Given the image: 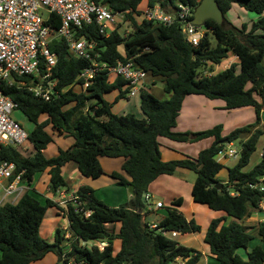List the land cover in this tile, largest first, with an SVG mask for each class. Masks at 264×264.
I'll return each instance as SVG.
<instances>
[{"label": "trees", "instance_id": "16d2710c", "mask_svg": "<svg viewBox=\"0 0 264 264\" xmlns=\"http://www.w3.org/2000/svg\"><path fill=\"white\" fill-rule=\"evenodd\" d=\"M109 7L114 12L126 13V21L133 25L132 33L124 36L116 28L109 37L100 34L94 23L84 26L77 36H82L97 44L96 52L100 62L115 66L120 61L132 60L136 66L147 72L154 80L162 81L167 99H160L144 89L140 94L141 111L144 118L133 114L115 115L113 104L105 96L120 91L116 102L125 98L129 89L118 78L109 83L106 73H101L84 93L74 92V87L82 84L80 73L89 63L70 56L68 45L63 40H54L49 45L51 53L58 61L52 70L50 80L57 82L59 97L49 102L34 96L28 90L17 85L2 84L4 95L12 99L22 114L35 125L29 133L34 154L24 157L19 150L3 147L0 159L14 163L17 173L23 171L22 183L30 184L37 174L48 171L50 187L53 192L67 187L63 178V168L73 162L85 178L98 179L105 173L100 158H124L122 171L131 179L127 181L121 174L111 176L123 187H134L133 198L119 208H109L93 196V190L83 187L78 193L88 200L86 209L92 215L85 219L68 207L67 218L71 231L81 240L72 243L71 251L64 254V237L56 232L55 242L48 243L40 236V227L48 207L59 208L52 201L43 204L30 192L24 193L15 203L0 205V264H31L43 259L47 254L57 255L62 264L74 260L75 264H176L177 260H187L183 264H199L202 255L199 251L180 245L176 240L164 237L156 230H150L145 219L151 214L143 195L149 185L161 175L174 176L179 169L196 174L192 196L195 203L208 206L216 212H224L226 217L211 222L205 243L210 246L211 254L218 264H264V222L260 223L257 236L263 246L248 251L255 235L248 227L239 222L245 219L264 202V187L257 185L264 176V152L260 162L250 171H245L263 131L258 128L264 104V18L254 22L248 30L234 27L226 15L233 4L246 11L261 16L264 13V0H216L223 14V23L218 25L208 21V33L200 46L189 45L180 25L170 27L143 20L140 23L134 14L140 15L143 4L148 7L159 5L162 10L172 13L177 0H93ZM194 9L197 0H183ZM58 29L61 20L51 15L47 22ZM217 41L213 47L209 35ZM120 48H123L121 51ZM230 54L238 57V65L231 66L217 74L202 75V69L208 65H219ZM45 74L43 65L41 75ZM17 81L31 83V77ZM187 96H202L209 100H222L225 110L231 111L252 107L256 113V123L236 129L222 137V126L199 132H175L183 102ZM46 119L41 121L42 117ZM48 128L59 135L67 134L75 143L67 150L51 159L44 151L53 142ZM248 138L243 144L238 163L228 169V181L218 190L221 183L218 175L224 166L216 159L226 144L233 143L241 136ZM174 142H198L214 138L213 144L201 151L195 159L186 157L180 160L164 162L160 151L159 139ZM254 186V188H251ZM232 193L236 195L232 196ZM180 207L182 199L174 201ZM227 218L232 221L223 223ZM120 224L119 233L109 232L106 225ZM165 231L179 234L199 233L201 227L195 221L187 219L176 209H169L168 215L159 223ZM108 234V238L105 237ZM121 241V248L114 254L113 240ZM106 242L107 247L100 251L89 248L83 243ZM248 251L244 259L238 251ZM66 257L63 260V257Z\"/></svg>", "mask_w": 264, "mask_h": 264}, {"label": "built area", "instance_id": "2783aa9c", "mask_svg": "<svg viewBox=\"0 0 264 264\" xmlns=\"http://www.w3.org/2000/svg\"><path fill=\"white\" fill-rule=\"evenodd\" d=\"M40 11H44L46 16L42 17ZM194 12L195 9L189 3L177 0L176 8L172 13H167L156 5L148 7L139 17L134 14V17L138 20L142 16L143 20L166 27L178 24L186 42L197 48L209 30L206 27L192 26ZM127 13L129 12H114L106 5L98 4L93 0H0V151L3 147L25 150L29 142V133L13 117L14 112L19 110L18 105L4 95L2 90L4 82L28 90L35 97L46 102L51 101L53 97H59L56 91L57 82L50 80L52 70L58 61L57 55L51 53L49 49V45L54 40L65 41L71 57L89 63L88 68L79 75L85 92L101 73H106L109 83L118 78L125 81V88L129 89L127 95L129 98L137 97L144 89H147L149 77L147 72L138 68L132 60L120 61L115 66H109L99 61L100 54L95 51L97 48L95 42L77 36L84 26L95 23L100 34L109 37L116 29L119 19L123 20ZM51 15L61 20V26L58 29L47 24ZM42 65L45 69L44 75H41ZM15 76L31 77L32 82L29 84L17 81ZM219 156L225 159H239L241 151L224 152L223 150ZM16 171L17 167L14 163L0 159V205L15 203L24 194L23 171L19 173ZM56 194L61 195L56 204L58 207L65 208L66 216L70 206L75 213L82 215L85 219L92 215V211L86 209L88 200L78 192L61 193L59 189ZM231 195L234 196L236 193ZM149 200L150 197L146 195L145 201L148 203ZM163 208L162 203H157L155 206L156 210ZM259 211L264 212V202L260 204ZM145 222L150 230H156L164 237L170 238L169 235H172L174 238L171 239H175L179 234L163 230L159 227L160 222H147V217ZM62 232L64 239L70 242L71 248L72 243L81 241L71 231L70 226ZM82 245L87 243L82 242ZM93 246L103 251L108 244L104 241H95ZM65 259L64 256L63 260ZM64 264L75 263L71 259Z\"/></svg>", "mask_w": 264, "mask_h": 264}, {"label": "crops", "instance_id": "0c3cea01", "mask_svg": "<svg viewBox=\"0 0 264 264\" xmlns=\"http://www.w3.org/2000/svg\"><path fill=\"white\" fill-rule=\"evenodd\" d=\"M236 5L237 4H233L231 10ZM241 9L246 11L244 8H241ZM229 12L227 14H229ZM246 16L248 17V19H251L250 23H243L241 26H239L240 25L239 23L238 24L235 23L236 26H234L227 18V15H226V19L234 27L238 29H242V27L246 25L248 27V30H250L254 22H256L260 18H264V13L261 16L256 14L255 17H251V15L245 14V17ZM138 22L140 23L141 21H138ZM230 55H232V58L230 62L226 65V69L229 68L231 64H237L238 73H240L241 69L239 66L240 61L238 57L233 54H230ZM150 87L151 86H147V89H149V91L153 93ZM74 92L84 93L85 90L83 89L81 84H78L77 86L74 87ZM127 99L129 101L128 105H130L131 103L134 104L133 107L135 109L138 108L139 111L142 113L141 107H140V104H141L140 95L134 98L127 97ZM224 104L218 103L217 100H209L202 96H187L183 102L182 111L180 112V115L178 117L177 127L175 128L174 131L178 133H199V132L210 130L217 125H222L223 123L224 127L222 131V137H225L227 136L228 133H230L231 131H234L235 129H239L251 123H254L255 115H253V112L250 113L252 107H246V108H241V109H236V110H231V111L226 110L231 113V115L229 116V119H226L225 121L220 122V123L216 122L215 124L213 123L206 124L208 121H210L209 112L212 111L213 107L219 106L222 110H225ZM124 109L125 107L123 108V110ZM185 110H186V115L188 116L184 115ZM112 112H113V109H112ZM126 114L127 113L120 114L119 116L126 115ZM245 114L250 115L251 117L249 124H246V125L237 124V121L239 118L243 119L244 117H246ZM138 118L142 119L144 118V115L142 118L140 117ZM255 118H256L255 120H257V117ZM45 119L46 117L43 116L41 121H44ZM22 121L24 122V124L26 122H30L25 116ZM205 124L206 126H204ZM20 125L23 127V124L20 123ZM34 128H35V125H34ZM258 128L263 131V135H264V104H263V109H262L261 117H260V124ZM47 131L53 137L52 144H50L48 148L44 151V156L47 159L56 157L59 154V150H67L75 143L74 138H72L71 136L67 134L59 135L57 133H54L51 130V128H48ZM214 140H215L214 138H208L206 140H201V141H198L197 143H191L189 145L184 146L182 144H179V142H174V141H171L165 138H160L159 143H160V151L162 155V160L164 162H169L173 160H180L186 157L195 159L200 153V151L210 147L213 144ZM200 144H206V146L198 148L197 146H199ZM229 145L232 146V143H230ZM34 152L35 151L32 147V144L28 142L25 146V150H23V153L21 154L24 157H29L32 154H34ZM181 155H183L182 158L180 157ZM220 158L221 157L218 154L216 159L219 163H221L224 166V169L218 175V179L223 185V184H226L228 181V170H227V175L223 173V171L226 170L225 165L227 164L228 160L225 158L220 160ZM124 163H125L124 158H106V157L100 158V164L105 174L98 179H91V178L83 177L78 170L77 164L71 162L67 164L62 170V175L67 184V187L62 188L61 193H69V192L75 193V192H78L80 188L87 187L93 190V196L97 200L105 204L107 207L119 208L127 204L133 198V195L129 193L128 186L127 187L118 186L117 184L118 181L113 180V179L111 180L109 176H111V174L114 172L119 173L127 181L130 182L131 179L126 175V173L122 171V166ZM187 171H190V170L179 169L174 176L161 175L149 185L148 190H147V195L150 197V200L148 201L147 205L152 210V212L147 217V222H152V223L161 222L168 215L169 209L178 210L187 219V221H191V220L195 221L196 224H198L201 227V231L199 233L178 234V236L174 240H176L182 246H185L187 248H192V249L199 251L202 255V258L199 264H218L215 256L211 254L210 246L205 243V236H206L207 230L211 222L215 219L226 217V214L224 212L213 211L209 209L208 206L206 205L198 204L194 202V199L192 196L193 184L188 183L184 179L187 174L186 173ZM45 183L48 186L50 185V176L48 174V171H45L42 174H37L34 177V180L30 184L22 183V186L25 188L24 193L30 192L37 199H39L43 204H46L48 200L54 203H57V201L61 197L60 194H55V196H52L51 194H47V196H43L41 194L43 193V191L39 188V186ZM257 186L260 188L264 187V176L260 179V183ZM178 199H182V205L180 207L173 205L174 201ZM157 203H162L164 208L156 210L155 206ZM57 209L59 210L60 215H62L64 222L67 221V224L64 223L62 224L61 227H59L60 225H58L56 228L54 224L50 225V227L43 234L45 235L43 239L46 240L48 243L55 242L57 231L62 232L63 229H67L70 226L68 218L64 214L65 208L59 207ZM231 221H232L231 218H227V220L223 221V223L226 222V224H229ZM262 222H264V212L259 211V210L252 211L249 216H247L245 219L239 222L243 226L248 227L250 229V232L253 235H255V239L250 243L248 251L252 250L256 246H263L261 239L256 235L258 231V227L260 223ZM106 228L109 230V232L115 231V233H119L120 224H116L115 226L106 225ZM39 232L41 235V228ZM91 243L92 245H95V242L94 243L91 242ZM113 247H114V254H117L120 251V249L116 250L117 247L116 246H113ZM70 248H71L70 242L64 239V242L62 245L64 254H68L71 251ZM120 248H121V241H120ZM248 251L244 250V252L246 253L245 258L239 253V251H238V254H240L244 259H247L246 255ZM186 261L187 260H182V259L177 260L176 264H183ZM31 264H62V262L60 261L58 256H56L53 253H49L43 259L33 262Z\"/></svg>", "mask_w": 264, "mask_h": 264}, {"label": "rangeland", "instance_id": "374dc122", "mask_svg": "<svg viewBox=\"0 0 264 264\" xmlns=\"http://www.w3.org/2000/svg\"><path fill=\"white\" fill-rule=\"evenodd\" d=\"M198 1L201 2L202 0H198ZM147 8L148 7L146 6V4H143L141 6L140 12L143 13ZM245 14L251 15V17H255L256 16V14L251 13V12H247V11H244L238 5H236L229 12V14H227V18L229 19V21L234 26H236V24H238V23L240 24L239 26H241L243 23H250V20L251 19H248L247 16L245 17ZM40 15L42 17H45L46 16V13L44 11H40ZM137 16L139 17L140 15L137 14ZM138 20L139 21H142L143 20V17L141 16ZM116 28H119L120 33L122 35H124V36L128 35L129 33H132V31L134 29L133 28V25L130 22L126 21V18H124L123 20L120 18L119 19V23L116 26ZM209 37H210V41H211L212 46L213 47H216V45H217L216 38L212 34H210ZM122 49H120V50L123 51ZM231 58H232V55H230L228 57V59H225L224 61H222L219 65H214V66L208 65V67L206 69H202L201 70L202 71L201 72L202 75H209L210 74L209 73L210 72V69L213 70L212 74H217V73L225 70L226 69V65L230 62ZM147 86H151L150 88L152 89L153 94L155 96H157L158 98H160V99H167L168 98V95L165 94V92H164V85H163L162 81H160L159 79L158 80L157 79L154 80V79H151L150 77H148L147 78ZM119 94H120V91L119 90H116L115 92H112V93L107 94L105 96V99L107 100V102H110L111 104H113V113L115 115H120V114H124V113H127V114L130 113V114H134L135 116H137V118L138 117L142 118L143 117V114L139 111L138 108L135 109L133 107L134 104L131 103L130 105H128L129 101H128L127 97L122 98L118 102H116V98L119 96ZM217 101H218V103L224 104V102L221 101V100H217ZM124 107H125V109L123 110ZM252 112H253V115H255V117H256V113H255V110L253 108H251V112L250 113H252ZM184 115H186V110L184 112ZM230 115H231L230 112H228L226 110H222L219 106H214L213 109H212V111L209 112L210 121H208L206 124H208V123L209 124H212V123L215 124L216 122H219V123L220 122H223L226 119H229V116ZM245 115H246V117H244L243 119H241V118L238 119L237 124H239V125L249 124V122L251 120V117H250V115H247V114H245ZM186 116H188V115H186ZM13 117H14V119L18 123L20 122L21 124H23V128L28 133H30V132L33 131L34 125L32 123H30V122H26L24 124V122L22 121L24 119V116H23V114L19 110H16L14 112ZM255 117H254V123H251L249 125H253V124L256 123V120H255L256 118ZM206 124L204 126H206ZM219 126L224 127L223 123H222V125H219ZM232 132L233 131H231L230 133H228L227 136L229 134H231ZM246 138H247L246 135L241 136L238 140H236V141H234L232 143V146H230L229 144H226L225 147H224V152L225 151H229V150H235V151H238V152L242 151L243 144H244ZM204 140H206V139H204ZM191 143H197V142H185V143H179V144H182V145L186 146V145H189ZM204 146H206V144H200L197 147L200 148V147H204ZM263 150H264V135L261 137V139H260V141H259V143L257 145L256 152L253 154V156L251 158V161H250V164L246 167L245 171H250L251 169H253L255 167V165H257L260 162V159H261V155L263 153ZM20 152L23 153V150L20 149ZM180 157L182 158L183 155H181ZM222 159H224V158L221 157L220 160H222ZM226 159L228 160V162L225 165L226 170L223 171V173L225 175H227V170L230 169V168H232V167H234L238 163V160H239V159H231V158H226ZM186 173L187 174H186V176H185L184 179L188 183H191V184L194 185V183L196 181V174L194 172H192V171H187ZM109 177H110L111 180L112 179L115 180L114 178H112V176H109ZM47 186L48 185H46V183L43 184V185H41V186H39V188L43 191V193H41V194L43 196H47V194H51L52 196H55V193L53 192V190L50 187V185L48 187ZM118 186H120V185L118 184ZM48 188H49V190H48ZM64 223L67 224V221L64 222L63 217H62V215H60L59 210L56 207H52V206L51 207H48L47 210H46V215H45V217L43 219V222L41 224V227H40L41 228V235L40 236L42 238L45 236L43 234L50 227V225L54 224V226L56 228L58 225H60L59 227H61L62 224H64ZM169 237L170 238H174L172 235H169ZM87 246L89 248L93 247V245H92L91 242H89L87 244ZM113 246H116L117 247L116 250H119L120 249V241L118 239H114L113 240ZM239 253L245 258V254L246 253L244 252L243 249H241L239 251ZM246 257H247V255H246Z\"/></svg>", "mask_w": 264, "mask_h": 264}, {"label": "water", "instance_id": "95a60500", "mask_svg": "<svg viewBox=\"0 0 264 264\" xmlns=\"http://www.w3.org/2000/svg\"><path fill=\"white\" fill-rule=\"evenodd\" d=\"M208 21H214L218 25H222L223 23V14L218 7L216 0H202L195 9L191 24L192 26L202 28L206 27ZM216 188L221 190L222 184H217ZM128 190L130 194L134 195V187L132 185L128 187ZM146 195L147 192L143 195L144 201ZM108 236L109 235L105 233V237L108 238Z\"/></svg>", "mask_w": 264, "mask_h": 264}]
</instances>
